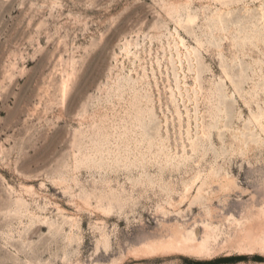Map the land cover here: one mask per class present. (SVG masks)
Returning a JSON list of instances; mask_svg holds the SVG:
<instances>
[{
  "label": "rangeland",
  "instance_id": "1",
  "mask_svg": "<svg viewBox=\"0 0 264 264\" xmlns=\"http://www.w3.org/2000/svg\"><path fill=\"white\" fill-rule=\"evenodd\" d=\"M0 264H264V0H0Z\"/></svg>",
  "mask_w": 264,
  "mask_h": 264
}]
</instances>
